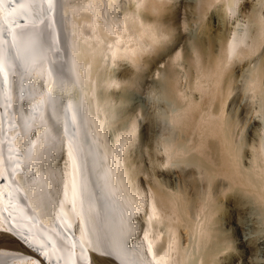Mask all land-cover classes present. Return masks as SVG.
I'll return each instance as SVG.
<instances>
[{
    "label": "bare ground",
    "instance_id": "1",
    "mask_svg": "<svg viewBox=\"0 0 264 264\" xmlns=\"http://www.w3.org/2000/svg\"><path fill=\"white\" fill-rule=\"evenodd\" d=\"M173 1L0 0V230L24 242L22 249L0 247V264H94L95 254L122 264H212L216 250L207 243L216 187L239 196L249 192L263 202L264 0L253 1L246 20L237 18L230 37L220 34L221 49L209 59H201L204 37L195 38L196 74L188 88L180 85L177 71L160 68L156 81L170 103L160 109V161L166 167L161 164L165 168L158 169L156 187L149 191L131 171L132 143L141 146L145 139L143 132L136 137L138 123L122 129L112 122L109 87L120 80L109 68L128 59L141 73L157 48L156 56L162 55L175 40V29L165 25L166 15L177 11ZM220 1L229 18L244 5V0H203V13ZM238 61L244 66L236 81ZM251 112L260 141L244 160L237 136ZM207 132L215 135L208 144L219 168L201 153L204 138L193 141ZM189 166L207 183L202 205L193 202V209L186 185L169 187L176 170L197 176Z\"/></svg>",
    "mask_w": 264,
    "mask_h": 264
},
{
    "label": "rangeland",
    "instance_id": "2",
    "mask_svg": "<svg viewBox=\"0 0 264 264\" xmlns=\"http://www.w3.org/2000/svg\"><path fill=\"white\" fill-rule=\"evenodd\" d=\"M196 1L197 2L199 1L200 3L199 2L196 3ZM253 1H256V0H244V2H243L244 5L242 4L243 6L240 7L237 15L233 16V18H229L227 16L226 17L224 16L225 12L222 13L223 8L220 6L221 3L223 6L222 1H220V4L215 3V5L212 6V8L216 7V10L214 8L212 9L210 7L209 12L206 13L208 15H205L203 13V10H204L203 0L202 1L201 0H174L173 4L175 3L176 7H177L176 13L173 14L174 16H172V14L171 15L168 14V17L170 16L169 18L167 17V15L165 17L168 20L167 21L165 19V22L167 21V24H165V25H167V27L170 25L172 27V30L175 29L173 31H175V33H176V34L174 33L175 37H173V39H175V40L171 39L170 42H168L169 45L172 42L175 44V45L174 44L170 45V47L172 45L175 47V48L174 47L172 48L173 52H172L171 48L169 49V45H166V47H168L167 49L166 48L164 49L166 52L162 49L163 50L162 55L159 57V55L156 56L157 53L155 54V52L158 50V48H157L156 51L153 52V54H150L151 62L148 63L147 65H145L146 69H144V71H141V73H139L140 71L137 72L136 69H133L134 66L132 65V62L131 63L129 62L128 59H126V60L125 59H118L117 63L112 64V66L109 68V70H111L112 74H114L117 78L119 76V80H120V82L118 84L113 83L109 87V92L111 93L112 98H113V100H111V103H110L111 108L113 107L112 109L114 110V112L116 114V117H114L115 119L112 118V122H115V125L117 127L122 128V129L129 126L130 123H133V122L138 123V132H137L136 137H141L143 135V140L145 139V141H146V142L143 141V144L141 143V146H138L136 143H134V144L132 143V152H131L132 165L130 166L131 171L136 175L135 177L138 178V180L140 181V184L144 188V190L146 189V191H149L148 186L154 187L156 185L155 177L159 178L158 177V172H159L158 169H161L164 167V165H161L164 162L162 163L160 161V160H163V158H164L163 157L164 155L162 154L163 150L161 149V147H162L161 139L163 137L160 135V133L162 131L160 129L162 128V125H164V123H163L164 117H162V116H164V114H163L164 112H162L160 109L161 108L164 109L166 107L164 109V110H166L167 106H168L167 104L170 105V103H168V100L167 101L164 100V99H167L166 96L163 95V97H161L163 94L161 92V86L156 81L159 78L158 71L161 70L160 68H165L166 70L168 69L167 71H170V70L172 71L174 69L175 72L177 71L176 74H179V75H177L179 77L177 79H180L179 80V83L181 82L180 85L182 84V86H184V85L188 84L187 82L191 78H194L195 74H196V71H195L196 69H195L194 63H195V61L197 63V60L194 56L195 53L193 52V48H192V44H194L195 38H199V35H201V37H204V41H203L204 44L202 46L203 47L205 46V49L203 48L204 52L201 56V59H202V57H203L202 60L209 59L208 57H209L210 52H214V51L216 52L217 51L216 53H218L220 51L221 45H222L221 42H222L223 38L224 37H230L232 35L233 28L236 26V23H237V21H236L237 18L239 17L241 19V21L246 20L248 18V14L250 13V9H251L252 5L254 4ZM168 2H169L168 4H171L172 0L171 1L168 0ZM177 3H178V6H177ZM197 5H199L200 7L198 6V8H197ZM194 6H195V10L193 8ZM244 6L247 7V9L248 8L249 9L247 10ZM243 7H244V9H243ZM201 8H203V9H201ZM213 10H214V12H213ZM245 11H247V12H245ZM200 12L203 15H201ZM210 12H211V14H210ZM215 12H216V14H214ZM222 14H224V15H222ZM203 16H205V17H203ZM171 27H170V29H171ZM184 30H186V31H184ZM206 30H208V31H206ZM205 31L208 33H206ZM220 34L224 35V36L222 35L223 38ZM195 36H198V37H195ZM206 37H208V39ZM210 37H211V39H210ZM212 38H213V40H212ZM205 40H206V42H205ZM176 41H177V43H176ZM214 44H216V45H214ZM213 45H214V48H213ZM213 49H215V50H213ZM170 51H171V53H170ZM178 52L181 53L182 55L180 54L179 60H174L173 58H175L174 56H176V53H178ZM174 53H175V55H173ZM164 54H166V55L164 56ZM146 55L148 56V53ZM153 55H155V58L153 57ZM162 56H164V58ZM173 60H174V62H172ZM176 61H178V64L175 63ZM175 64H177V65H175ZM171 66H172V69H171ZM234 66L236 68L235 70H237V74L235 77L236 81H237V80H239L238 70H240V68H242L244 66V62L240 63L238 61L237 63H235ZM186 71H188V72H186ZM155 74L158 76H156ZM192 75H193V77H192ZM133 76L134 77L137 76L139 78H136V77L134 78ZM187 76H188V78H187ZM189 77H190V79H189ZM138 81H139V84L137 83ZM191 82H192V79H191ZM191 82H189L188 85H191L190 84ZM188 85H186L187 87L184 86V88H188ZM189 89H191V88L189 87ZM189 89H187V90H189ZM156 90L160 91V93L159 92L156 93L157 92ZM195 91L196 90H194V93H193L194 97L197 98V100L199 98L201 100V93H199V91H196V92ZM17 94L19 95L18 92H17ZM127 94H129V95H127ZM203 99H206V98L204 97ZM158 102L161 105H159ZM162 102H164L163 106H162ZM165 102H166L167 106L165 105V107H164ZM160 111L162 112L163 115L162 114L160 115V113H161ZM194 111L196 112V110H194ZM255 117H256V114L254 112L249 113V119L244 121L245 123L243 124V126H244L243 130H242V132H240L239 136H237L239 138L238 140L240 143V147H241V151H242L241 153L243 154L242 156H243L244 160L251 158V156L253 155L252 154L253 151H255L258 148V141H260V139H259L260 137L258 136V133H257L259 123L257 121L256 122L254 121ZM190 120H191L192 124L196 123V121H197V119H195V118H192ZM109 132L111 133L110 135L112 136V133H113V127L112 126L110 127L108 134H109ZM139 132H140V134H139ZM142 132H143V134H142ZM145 132H146V134H145ZM207 133L201 134L198 137L193 136V138H194L193 141H196L197 138L200 139L199 137H201V139L204 138V141L200 139L202 141L201 146H200L201 153L203 154V156L207 159V161L210 164L212 163L213 166L219 168V166H218L219 164L214 163L213 159L215 157H213L211 154L212 153L211 152L212 151L211 143H210V145L208 144V142H210L212 140V138L215 141V139H216V138H214L215 135L213 136V134L211 133L212 134V136H211L210 133H208V134ZM31 134L34 135L35 130H33ZM144 134H145V136H144ZM149 137H150V140H149ZM255 144H257V145H255ZM208 148H209V150H208ZM161 150H162V152H161ZM207 150L209 151V153L207 152ZM209 156H210V158H209ZM165 167H166V164H165ZM189 169L190 170L191 169L196 170L192 166H189L187 170H189ZM187 170H185V171L187 172ZM192 171L193 170H191L190 172H192ZM192 173L197 174V176H194V178H193L194 180L190 176L191 173H189V177H188V174L186 173L187 177L193 180L192 181L189 179V181L191 183L190 184L188 179L185 178L186 174L184 176H181L182 173L179 172L178 170H176L173 173V175H174L173 179L176 182L173 180L174 182L172 181V184H171L173 186H169V187L170 188L175 187V189H177L176 187L181 188V187H184L186 185V187L183 188L184 189L183 191L188 192V193H186V192L185 193L187 194L188 199L190 198L189 202H190V205L192 206V209H193V208H195L194 206H196V205H197L196 206L197 208H199L202 205L201 196H204L203 195L204 191L202 192L201 190H203V188L206 189L207 186H205V185H207V183L205 182L204 183L205 185L202 183L201 180H203V179L200 176H198V172L193 171ZM191 175H193V174H191ZM182 179L185 181H183ZM196 179H199V181L198 180L196 181ZM194 181H195V183H194ZM197 182L198 183L200 182V183L197 184ZM173 183H175V184H173ZM216 183L217 182L215 181V184ZM219 183H221V182H219ZM179 185H181V186H179ZM188 185H189L190 189L187 187ZM200 185H201V187H200ZM195 186L197 188H199L200 191L196 190L197 188ZM203 186H205V187H203ZM191 187H192V189H191ZM194 187L196 188L195 190H194ZM185 188L186 189L188 188V190H186ZM218 188H219V186L216 187L215 192L216 191L219 192V193H216V196H217V194L219 196L218 197L215 196L214 198H216V199L213 198V200H215L214 206L212 205L213 200L210 201V202H212L211 207L212 208L215 207V209L213 208L214 210L211 208V210L214 211L212 214V219L210 221V226H211V224H213L211 226L213 233L211 231L212 235L210 234V239L208 240V243H207V247L210 245L209 247L216 250V251H214V253L215 252L216 253L214 256V258H215L214 262H212V264L213 263L214 264H251L250 262H253V260H256V261L258 260V262H259L258 264H264V200L262 202V200H259L257 197H254L253 194H250L249 192H243L242 195H240L241 200L238 201L237 198L240 196L237 195V194H239L238 192L236 194L235 190H234V192H235L234 194H236L237 196L235 195V197H234L233 196L234 194L232 192L233 189L229 190V188H224V190H223V189L219 188V191H218L217 190ZM180 190H182V189H180ZM195 191H198L199 197L198 196L196 197L197 192H195ZM246 193H247V195H246ZM248 195L250 196L249 198H247ZM242 197H244V198H242ZM203 198H202V200L204 202ZM196 199H197V201H195ZM193 202H195L193 204L194 206L191 204ZM139 218H140V216H139ZM140 222L142 223V225L146 224L145 219H144V214H142V217L140 218ZM179 226H180V224H179ZM161 227L163 228V225H161ZM183 229H184V227L181 226V228L179 227L178 231H180L179 233L181 234L180 235V239L182 238L181 243L183 245H186L188 242L187 243H185V242L188 241L187 240L188 237L186 236L187 233H185L186 229H184V230ZM140 232L141 231L139 230L137 234H139ZM219 237H220V239H219ZM257 238H258V242L256 240ZM216 239H217V241H216ZM248 239H249V241L251 240L252 242L251 241L249 242ZM255 240H256V242H255ZM212 242L214 244V245L212 244L213 246H211ZM247 242H249V244H252L254 242V246H251L249 244H248L249 245L248 246ZM259 245H260V247H259ZM256 246H258L259 249ZM217 247H218V249L221 248L220 251L217 249ZM249 247H251V248H249ZM252 250H254L253 253H252ZM193 257L196 258V255L192 256V258ZM250 258L252 261L249 260ZM193 263H195V262L193 261ZM193 263H191V264H193Z\"/></svg>",
    "mask_w": 264,
    "mask_h": 264
},
{
    "label": "water",
    "instance_id": "3",
    "mask_svg": "<svg viewBox=\"0 0 264 264\" xmlns=\"http://www.w3.org/2000/svg\"><path fill=\"white\" fill-rule=\"evenodd\" d=\"M24 242L8 231L0 230V247L22 249ZM94 264H122L113 256L107 254H95Z\"/></svg>",
    "mask_w": 264,
    "mask_h": 264
}]
</instances>
